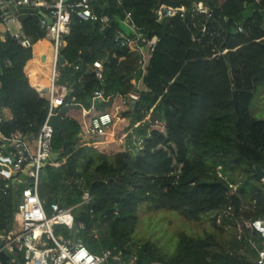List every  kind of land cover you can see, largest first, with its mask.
Returning <instances> with one entry per match:
<instances>
[{"label": "trees", "instance_id": "trees-1", "mask_svg": "<svg viewBox=\"0 0 264 264\" xmlns=\"http://www.w3.org/2000/svg\"><path fill=\"white\" fill-rule=\"evenodd\" d=\"M198 1L210 7L213 18L194 10ZM159 3L187 11L159 22L152 11ZM94 10L110 17L107 31L100 22L73 16L63 37L60 56L65 64H57V83L69 91L51 119L52 148L63 150V163L47 164L39 181L48 214L53 202L62 208L79 204L85 190L93 198L74 207L73 228L57 224L54 232L69 239L83 237L94 253L110 249L124 264L134 258L146 264H253L255 246L264 247V238L245 226L264 217V180L255 169H264V117L252 106L264 86V0H100ZM127 12L145 40L157 36L146 68L141 49L115 42ZM42 17L32 14L22 23L33 44L47 36ZM32 57V48L5 32L0 39V108L12 112L8 129L24 131L35 147L49 99L25 72ZM96 60L103 65L102 81L95 75ZM96 90L113 96L108 102L97 100L99 111L110 110L115 95L138 93L133 109L123 115L131 126L139 123L138 134L148 131L142 123L147 116L165 123L164 141L171 148L159 140L145 141L135 153L111 156L110 150L99 152L82 143V127L71 112L80 105L90 108ZM174 155L182 168L170 166ZM20 177L26 183L10 181L5 193L0 175V231L14 227V205L31 179ZM144 203L150 209L177 211L190 221H207L213 230L196 237L179 233L171 255L151 240L133 241L138 208ZM109 263L120 261L112 257Z\"/></svg>", "mask_w": 264, "mask_h": 264}, {"label": "built area", "instance_id": "built-area-1", "mask_svg": "<svg viewBox=\"0 0 264 264\" xmlns=\"http://www.w3.org/2000/svg\"><path fill=\"white\" fill-rule=\"evenodd\" d=\"M13 2L18 7H31L37 11H43L45 16L41 19V27L46 29L53 45V72L51 84L49 86L48 99L49 110L47 118L40 128L35 147L29 143L28 134L20 129H8V123L12 119L5 116L3 108H0V175L5 180L4 192L10 187V181L16 185L17 181H23L22 175H27L31 179L28 181L21 192L19 199L14 205L15 224L10 232L0 231V253L8 254V262L11 264H110V258L121 262L119 255H113L110 249L102 253H94L85 244L83 237L69 239L64 235H57L54 232V225L64 224L68 228H73L75 217L74 207L89 203L92 201V194L85 190L82 195V201L71 207L62 208L59 203L51 204V214H48L39 193L40 173L47 164L56 167L63 163L60 159L54 161L51 159L52 140L54 136V126L51 123L52 116L56 113L59 106L63 105L64 98L68 93V88L57 83L58 73L57 64L60 57V47L63 45V37L70 30L72 17L75 16L82 21L100 22L103 27H107L110 22L108 15H100L94 10V5L100 0H0V20L7 26V31L26 49L33 48V42L25 36L24 31L11 29V25L18 23V17L15 16L9 7V2ZM119 2L121 0H118ZM194 10L199 13H205L213 18L214 12L204 2L198 1L193 5ZM155 20L163 21L166 18L183 16L187 9L185 6L175 7L165 3H159L153 10ZM52 19L50 21L48 19ZM154 20V21H155ZM123 30H116L115 42L122 47H129L132 51L141 49L144 53V68L152 55L153 47L156 44L157 36L145 40L144 36L138 32L132 19V13L127 12V18L121 21ZM241 30V29H240ZM8 65H12L7 60ZM95 75L99 80L104 79L103 65L101 61H94ZM135 82V81H134ZM142 84V83H141ZM140 84V85H141ZM113 96H105L103 91L96 90L92 96V106L86 108L80 105L81 118L79 119L82 127V135L89 138H100L89 141L88 145L107 144L108 136L115 138V126L121 121L129 120L123 115L127 110H132L130 98L139 99L138 93L128 95H115L114 103L108 111H99L95 107L97 100L108 102ZM148 130L146 133L138 134L136 126L130 127L132 140L124 151L132 153L137 152L141 142L148 141L152 144L160 141L161 145L168 144V149L172 143H166L163 136L168 131V126L159 121H151L150 116L142 122ZM114 128V129H113ZM129 132V133H130ZM117 138L118 135H117ZM178 156L174 155L170 166L182 168L184 165L178 161ZM22 183V182H21ZM1 186V184H0ZM217 221H220L218 217ZM245 226L253 232L258 233L264 238V217L245 222ZM84 229L85 223H80ZM243 224H238V230L241 231ZM255 246V245H254ZM258 256L253 264H264V247L258 248ZM0 263L2 264L1 260ZM125 264H146L137 263L135 258ZM147 264H163L161 262H150Z\"/></svg>", "mask_w": 264, "mask_h": 264}, {"label": "rangeland", "instance_id": "rangeland-1", "mask_svg": "<svg viewBox=\"0 0 264 264\" xmlns=\"http://www.w3.org/2000/svg\"><path fill=\"white\" fill-rule=\"evenodd\" d=\"M2 28L1 32H6V26L0 23ZM13 25H11L12 27ZM14 27V26H13ZM51 41L49 35L46 36L45 41L39 44L38 47H46V42ZM48 63L37 64V68L42 70L46 68ZM252 106L258 117H264V86H262L256 94ZM72 114L77 116L79 110H73ZM130 123L127 121L118 122L115 126V138L108 136L107 144H95L93 146L97 151L104 152V149L110 150L111 156H114L117 152L124 151L129 145L125 139L127 136L132 140V133L130 132ZM114 129V128H113ZM130 132V133H129ZM117 135L119 138H117ZM163 136H166V132ZM100 138H89L85 134L81 135V142L88 144L89 141L98 140ZM141 145V144H140ZM143 147V145H141ZM210 219V218H209ZM201 222V223H200ZM200 222L190 221L186 217L179 214L177 211L167 209H150L147 203H144L138 208V221L136 229L132 236L133 241L151 240L158 244L161 250L167 254H174L179 244V233L186 232L191 236H203L205 231L213 230L212 225L204 220Z\"/></svg>", "mask_w": 264, "mask_h": 264}, {"label": "crops", "instance_id": "crops-1", "mask_svg": "<svg viewBox=\"0 0 264 264\" xmlns=\"http://www.w3.org/2000/svg\"><path fill=\"white\" fill-rule=\"evenodd\" d=\"M0 23L4 24L2 20H0ZM5 25V24H4ZM6 26V25H5ZM14 26V27H13ZM11 27L12 30L16 31L18 28L23 31L22 28V22L18 19L17 24H13ZM2 28L0 26V39H4L5 32H1ZM7 31V26H6ZM9 32V31H8ZM46 38L39 40L38 42L34 43L32 52L33 57L32 59H29L25 65V72L28 75L30 82L32 86L36 87L38 91L43 96H48L49 92V86L51 84V77L53 72V45L51 41L46 42V47L48 50L44 49L43 46L38 47L39 44H42V41H45ZM48 63L46 68H43L42 70H39L37 68V64H44ZM65 87V86H63ZM69 91V89H67ZM73 110H79V114L77 116H74L72 114ZM4 114L7 118L12 119L13 115L12 112L8 108H3ZM71 115H73L78 120L81 118V112L80 109H72ZM255 259H253L254 263Z\"/></svg>", "mask_w": 264, "mask_h": 264}, {"label": "water", "instance_id": "water-1", "mask_svg": "<svg viewBox=\"0 0 264 264\" xmlns=\"http://www.w3.org/2000/svg\"><path fill=\"white\" fill-rule=\"evenodd\" d=\"M9 7L10 9L12 10L13 14L15 16L18 17V19L23 23L27 18H29L30 15L32 14H41L43 16H45V13L43 11H37L35 8H31V7H18L16 6L12 1L9 2ZM48 19L50 21H52V19L54 20V18H50L48 17ZM109 27H106L105 28V31H107ZM59 63L60 64H65V59L63 56H60L59 57ZM72 90L73 91H76V85H73L72 86ZM80 90V89H78ZM130 102H131V105H132V108L135 106L136 104V99L135 98H130ZM63 153V150L61 151H56V150H52L51 152V159L54 160V161H57L60 159L61 155ZM255 169H256V172L257 174L259 175V177L264 180V169L261 168L260 166H255ZM233 194V193H232ZM8 254L5 253V252H1L0 253V260L2 262V264H11L8 262ZM1 264V263H0ZM19 264H23L22 262H19Z\"/></svg>", "mask_w": 264, "mask_h": 264}]
</instances>
